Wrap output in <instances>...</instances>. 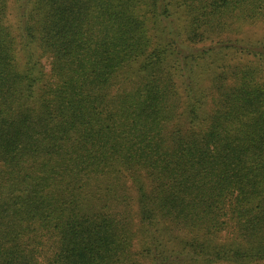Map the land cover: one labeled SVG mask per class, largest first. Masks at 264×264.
Instances as JSON below:
<instances>
[{"label": "trees", "instance_id": "16d2710c", "mask_svg": "<svg viewBox=\"0 0 264 264\" xmlns=\"http://www.w3.org/2000/svg\"><path fill=\"white\" fill-rule=\"evenodd\" d=\"M0 0V264H264V0Z\"/></svg>", "mask_w": 264, "mask_h": 264}, {"label": "rangeland", "instance_id": "374dc122", "mask_svg": "<svg viewBox=\"0 0 264 264\" xmlns=\"http://www.w3.org/2000/svg\"><path fill=\"white\" fill-rule=\"evenodd\" d=\"M8 20L10 23L16 22L14 0H10ZM14 21V22H13ZM236 34L240 39L249 38L251 41H264V23H251L237 26Z\"/></svg>", "mask_w": 264, "mask_h": 264}]
</instances>
